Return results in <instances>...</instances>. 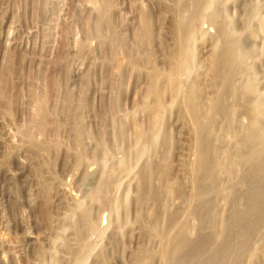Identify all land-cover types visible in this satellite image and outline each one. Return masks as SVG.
<instances>
[{"label": "rangeland", "instance_id": "obj_1", "mask_svg": "<svg viewBox=\"0 0 264 264\" xmlns=\"http://www.w3.org/2000/svg\"><path fill=\"white\" fill-rule=\"evenodd\" d=\"M190 3L191 0H0V264H75L83 244L91 247L84 264H161L162 242L158 244L165 233L168 209L189 206L194 192L186 166L193 159V128L183 107L175 103L168 107L163 119L164 142L148 156L150 159L137 158L134 135L145 130L147 133L153 117V112L145 109L149 86L145 71L150 62L162 72L172 68L178 14L182 10L181 16L186 12L184 18H191L193 2ZM216 7L227 11L221 25L251 50L242 72L239 68L234 73L236 84L246 82L250 71L246 65L252 66V98L260 102L259 107L262 102L263 108L264 0H218ZM200 25L194 44L198 81L195 92L205 110L216 95L212 93L216 88L211 84L214 71L209 62L211 36L217 25L207 20ZM201 30L207 32V37L200 35ZM147 34L151 51L138 52ZM117 55L126 58L120 68H116ZM133 58L139 64L134 65ZM172 89L171 85L166 87V97ZM221 118L213 122L210 130L215 146L224 153L231 138L221 131L225 125ZM222 135L226 137L219 142ZM155 164H159V175L165 178L157 177L149 186L142 185L145 171ZM117 165L133 171L113 176L111 171ZM223 178L220 187L228 183V178ZM163 183H168L172 191L168 190L174 193L160 194L161 208L168 204L159 221L165 222L158 224L164 230L157 228V235H151L147 226L159 205L151 188H161ZM213 192L216 197L209 195L217 199L218 190ZM225 202L218 200L219 217ZM86 213L100 224V233H88ZM186 218L189 223L195 222L191 229H196L193 233L197 234V221L190 215ZM260 233L252 240V252H233L228 264H264V232ZM153 236L161 239L157 241ZM217 248L218 242L212 249ZM148 251H152L151 257Z\"/></svg>", "mask_w": 264, "mask_h": 264}, {"label": "bare ground", "instance_id": "obj_2", "mask_svg": "<svg viewBox=\"0 0 264 264\" xmlns=\"http://www.w3.org/2000/svg\"><path fill=\"white\" fill-rule=\"evenodd\" d=\"M217 1L218 0H191L190 5L193 2V4L191 5L193 6V13L191 15V18H184L183 14H185L186 12L183 13L182 16H181V13L184 11L181 10L182 12L181 11H180L181 13L179 12L178 18H177L178 25L176 26L177 27V39H176V47L174 51V59H173L174 61L172 60L173 64L172 62H170V64H172L173 66L169 72L168 71L167 73L162 72L161 69L159 70L155 68L152 62H150L149 70L147 71L144 70L148 75V77L146 78H148V81H149L147 82L148 83L147 85H149L147 86L148 87V91L146 94L147 96H146V99L144 98L145 99V109L147 111L153 112V117H152V120L150 119L151 120L150 123L148 122L149 128L147 130V133L145 130V133L140 131L137 137H136V134L134 135V137L136 138L135 148H137V158L139 160L143 158H147L153 151L155 152L157 148H160L159 146H161L162 142H164L163 141L164 137L161 136V132L164 129L163 119L167 112L168 107L174 105L175 103H178L180 106L183 107L184 109L183 112H185L184 113L185 116L191 121L192 128H193L192 133H194L193 138L195 142L194 150H193V159L190 162V165L189 164L186 165L187 168L189 166L188 173L193 180L192 183H194V187L192 188L194 189L192 190L194 192L190 190V195H191V192L193 193V195L191 196L189 206H187L186 204L187 207L184 206L185 200L183 202L184 204L182 205L184 207H180L177 205L178 203L177 204L175 203L178 207L176 206L177 208H174L171 210L170 208L169 209L167 208L168 204L167 205L165 204L167 206L166 208L168 209V213H167L168 217L166 218L167 221H166L164 236L162 238V241H160L158 244L160 245L162 242V248L160 249L161 253L159 252L160 250L159 251L157 250L158 254L160 253L161 264H228L233 259L232 257L233 252L236 255L241 254V252H237V251L246 252L249 250L250 252H252L249 248H250V245L254 241L253 238L258 234L262 235V233H260L261 231L264 232V228H263L264 227V112L261 111L262 102L260 104V107H261L260 108L258 105L260 102L258 103V100H257V103H258L257 104L252 98V93L255 89V86L253 84L252 73L250 72L252 66L247 67L246 65V69L248 68V71L250 70L249 76L246 75L248 77V78L246 77L247 78L246 82H244L243 85L241 84L238 85V83L236 84L234 73L237 72V69L240 68L239 70H241L243 66L245 67V64L247 63L246 62L247 58L252 54H251L250 48L248 47L245 48L244 46H242L243 44L235 40L231 32L228 33L229 29L226 30V28L228 27L225 28L221 25V22L226 20L225 17H226L227 11L222 10L220 8L218 9L217 7L215 8ZM191 6H189L188 4V8ZM189 10L191 11V8L188 9L187 11L189 12ZM203 20H207L209 23H211V25H217L216 33L213 36H211L212 37V52H211L212 57H211V62H209L211 63V66L213 69L211 71H214V77L212 79L213 83L211 84H213L214 88H216V91L213 92L214 91L213 90L212 93H216V95L214 96V98H212L213 99L212 101L211 99L209 100L211 105L207 103L209 105L206 106L205 104V106L208 108L207 109L206 107H204L206 108L205 110L202 108V105H200L199 97L197 95V92H195V89L198 88V84H197L198 81L196 82L195 80V77L197 74L196 73L197 68L195 65L196 50L194 49V44L196 41L195 36L198 34L199 27L202 26L200 24ZM205 34H207L206 31L204 30L200 31V35L207 37ZM149 38H150L149 34H147V36H145V39L142 40L143 45H141V50L138 52L149 53L151 51L149 49V41H150ZM118 46L119 45H117V47ZM118 48L121 49L120 47ZM118 55H117V58H118L117 66L115 65L116 68L117 67L120 68L121 66H123L122 64L126 59L124 56L123 57L125 59L122 58V55L120 57H118ZM137 60H138L137 58H133V60L131 61H133L134 65H136L138 63ZM138 66L139 65H137V67ZM199 66L200 65H198V67ZM141 68L143 69V67ZM122 71L123 70H121L120 72ZM239 74L241 75L240 72ZM239 74L237 73L238 76ZM116 76H117V73H116ZM239 81L240 80H238V82ZM169 85H171V89L173 86V89H172V92L170 91L171 95H169V97H166L165 90H166V87ZM204 87H205V84H204ZM204 97L206 98V96ZM262 109H264V107ZM169 113H171V110ZM219 117H222L225 120V125L221 129V131H223V133L226 136H229V138H231L229 139L231 140L229 142V147L227 144V149L225 150L224 153L219 151L217 147L215 146L216 144L212 138L213 132H211L213 122ZM226 136L224 135H222L221 137L219 136L220 138L218 139V141L222 142ZM225 141H227V139ZM194 142H192V144ZM132 146H134V144ZM133 150L135 149L133 148ZM161 151L163 150H160L159 153H161ZM127 153H129V151ZM161 156H160V159H161ZM151 157L154 158V155ZM164 158L162 159V161L164 160ZM160 159L158 161H160ZM154 161H157V160H154ZM158 165L155 164L151 166L150 169L147 168L143 177L141 176L142 180L140 178L142 185L149 186L154 178L161 177L160 179H162V177H164V176L159 175L161 170L159 168L160 166ZM128 166L131 167V164L129 165L128 163ZM118 168L112 170L111 175L114 176L118 172L123 175H129L133 171V169L129 167L128 169L127 167L125 169L123 168V166L121 167L118 166ZM109 173H108V176H109ZM188 173L186 172V174ZM139 177L140 176L138 175V178ZM222 178L223 180H225V178H228V183H226L227 185L225 184V186L220 187L221 184L222 185L224 184L223 183L224 181L221 183ZM123 179L125 180V178ZM117 180L119 179L117 178ZM159 181L157 183H159ZM165 181L167 182V179ZM116 182L118 183V181ZM107 183L108 182H105L104 184L106 186L107 185L109 186V184ZM112 183L114 182L112 181ZM104 184L102 186H104ZM167 184L163 183L161 188H151L152 194L156 196L157 202L163 196L162 195L161 197H159L161 193L164 194L165 193L164 191L166 192H168L169 190L172 191V188L169 186V188H171L169 189ZM112 187L114 189V186ZM110 189L112 190V188ZM143 189H146V188H143ZM215 189L218 190L217 199H213L214 197H216V196L213 197L214 192L212 193V191H214ZM126 192L127 191H125V193ZM168 193L170 194L171 192L169 191ZM172 193H174V191ZM209 193L212 194L213 198L209 195ZM176 194L178 195V197L181 195L178 193ZM118 195H117V198H119ZM208 195L211 198L207 197ZM207 198L210 200H208ZM219 199H223L226 201L224 204V208L222 209L223 211L222 217H219L220 215L219 213H217V210H218L217 203ZM181 200H183V198ZM125 201L127 202V200H124V203ZM157 202L155 203L156 205H157ZM116 205H118V201ZM153 205L154 204H152V206ZM163 205L164 204H162V206ZM114 207H117V206H114ZM157 207L158 208L157 210L155 209L156 210L155 213L152 216L150 215L151 222H150V225L148 224L147 226L149 227V229L147 228L148 230H146L151 235H154L156 233L157 228H163L162 225H160L161 227L160 226L158 227V224L161 223V222L159 223L160 218H161V211L163 212L162 209L165 207L161 208L160 201ZM163 214L162 216L164 219L165 214L164 215ZM188 215H190V218L193 217L192 219H195V221H197L196 224H198L200 228L197 234H194L196 229L195 230L191 229V226L193 227V224L195 222L191 220L193 224L190 222L191 223L190 225L189 221L186 220L188 218V217L186 218V216ZM116 216L118 217V213L116 214ZM85 218L89 226L88 233L89 231L91 233L101 232L100 226L98 227V225L100 224L98 223L97 225L96 224L97 222L94 223L90 219L88 213L85 214ZM115 220L117 219L115 218ZM163 221L161 224H163ZM115 222H116L115 223L116 226H118L117 221ZM196 224L195 226H197ZM116 228L118 229L119 227H116ZM160 231L162 233V230ZM158 232H159V229H158ZM158 235L160 234L158 233ZM90 237L91 235L89 236V241H90ZM160 237H162V235ZM158 238L159 236L155 240L159 241V239H161V238L159 239ZM152 240H154V238ZM216 242H218V248L217 250L213 251L212 247H213V244H215ZM80 247L81 248L79 252L77 253L75 264H81L85 262L84 259L87 256L89 257L90 255L88 254L89 253L88 250L91 248V247L89 248V245L83 244V245H80ZM158 247H161V246H158ZM254 249L255 247L252 250ZM257 249L258 248H256V252H257ZM150 252H151L150 254H152V251ZM92 253L94 252L92 251ZM257 253L258 255L260 254L259 252ZM146 254H148V257L150 256L149 251ZM250 256H252V254ZM153 257L154 256H152V260H154ZM231 257L232 259H230ZM146 259L151 260L147 257Z\"/></svg>", "mask_w": 264, "mask_h": 264}]
</instances>
